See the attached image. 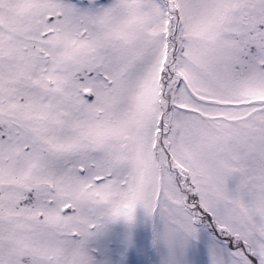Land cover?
I'll return each mask as SVG.
<instances>
[{
    "label": "snow or ice",
    "instance_id": "1",
    "mask_svg": "<svg viewBox=\"0 0 264 264\" xmlns=\"http://www.w3.org/2000/svg\"><path fill=\"white\" fill-rule=\"evenodd\" d=\"M0 264H264V0H0Z\"/></svg>",
    "mask_w": 264,
    "mask_h": 264
}]
</instances>
